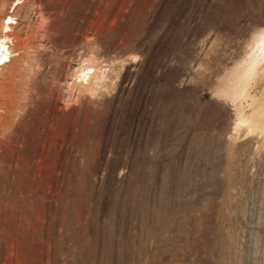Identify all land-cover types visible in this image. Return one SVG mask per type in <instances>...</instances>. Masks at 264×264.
Listing matches in <instances>:
<instances>
[{
  "label": "rangeland",
  "instance_id": "1",
  "mask_svg": "<svg viewBox=\"0 0 264 264\" xmlns=\"http://www.w3.org/2000/svg\"><path fill=\"white\" fill-rule=\"evenodd\" d=\"M0 264H264V0H0Z\"/></svg>",
  "mask_w": 264,
  "mask_h": 264
}]
</instances>
